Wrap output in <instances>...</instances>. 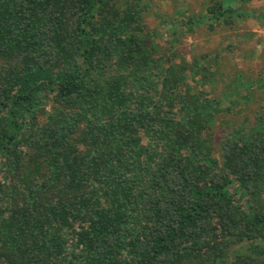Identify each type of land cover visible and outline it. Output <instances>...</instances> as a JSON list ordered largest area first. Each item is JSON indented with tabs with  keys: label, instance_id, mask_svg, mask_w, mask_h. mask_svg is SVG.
Here are the masks:
<instances>
[{
	"label": "trees",
	"instance_id": "1",
	"mask_svg": "<svg viewBox=\"0 0 264 264\" xmlns=\"http://www.w3.org/2000/svg\"><path fill=\"white\" fill-rule=\"evenodd\" d=\"M249 1L172 34L264 25ZM150 7L0 0V264H264V76L161 46Z\"/></svg>",
	"mask_w": 264,
	"mask_h": 264
},
{
	"label": "rangeland",
	"instance_id": "2",
	"mask_svg": "<svg viewBox=\"0 0 264 264\" xmlns=\"http://www.w3.org/2000/svg\"><path fill=\"white\" fill-rule=\"evenodd\" d=\"M211 4L212 0H150L151 7L146 18L150 28L158 34L156 40L158 44L177 48L188 61L192 60V57L201 59L204 54L210 53L213 60L218 59L223 71L241 70L250 79L254 78L255 81L262 79L264 76V25L259 20L242 19L235 15L231 26L214 25V28L209 29L203 25L196 28L194 32L183 30L177 35L172 34L189 19L196 20L206 13ZM233 6H243L246 9L250 7L251 10L264 12V0H251L245 5L237 2ZM205 64L211 68V71L214 70L212 67L215 65L212 64V59ZM260 86L261 88L258 87L256 91L258 98L252 109L264 105V81ZM207 88L210 91L209 85ZM216 92H213L211 96H215ZM237 109H241V106H237ZM241 114L242 116L244 114L242 110ZM243 117L238 119L242 121ZM248 117L251 118L252 115L249 114ZM228 118L234 120L235 116L231 115Z\"/></svg>",
	"mask_w": 264,
	"mask_h": 264
}]
</instances>
